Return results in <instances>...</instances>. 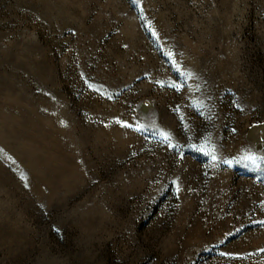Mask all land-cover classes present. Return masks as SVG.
Returning a JSON list of instances; mask_svg holds the SVG:
<instances>
[{
    "label": "rangeland",
    "instance_id": "obj_1",
    "mask_svg": "<svg viewBox=\"0 0 264 264\" xmlns=\"http://www.w3.org/2000/svg\"><path fill=\"white\" fill-rule=\"evenodd\" d=\"M0 264H264V0H0Z\"/></svg>",
    "mask_w": 264,
    "mask_h": 264
}]
</instances>
